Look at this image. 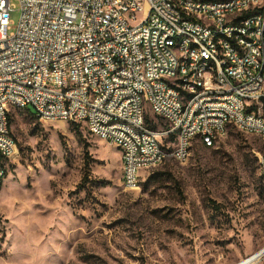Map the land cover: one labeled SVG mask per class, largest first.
<instances>
[{"label": "built area", "instance_id": "2783aa9c", "mask_svg": "<svg viewBox=\"0 0 264 264\" xmlns=\"http://www.w3.org/2000/svg\"><path fill=\"white\" fill-rule=\"evenodd\" d=\"M12 3L19 19L10 32ZM261 5L264 0H0V184L3 161L16 153L10 111L29 108L41 121L91 125L90 135L118 150L127 190L139 189L133 166L155 168L169 153L184 162L185 140L226 135V124L242 133L253 129L264 143V119L253 108L264 99ZM232 7L241 14L231 16ZM246 27H253V38L244 39ZM185 30L196 31V38L178 42ZM212 31H222L232 47L216 42ZM236 32H243L241 46H234ZM191 42H200L203 55L216 54L220 77L193 62ZM198 75L206 76V87H198ZM179 78L186 85L174 87ZM177 92H184L183 105H175ZM181 106H188L187 115H180ZM112 115L128 116L143 137L110 124ZM154 119L165 128H155Z\"/></svg>", "mask_w": 264, "mask_h": 264}, {"label": "rangeland", "instance_id": "374dc122", "mask_svg": "<svg viewBox=\"0 0 264 264\" xmlns=\"http://www.w3.org/2000/svg\"><path fill=\"white\" fill-rule=\"evenodd\" d=\"M253 105L264 119V101ZM31 114L10 111L16 153L3 161L0 264H236L264 247L256 135L228 127L211 147L195 140L186 161L141 170L139 189L127 190L113 145L83 124Z\"/></svg>", "mask_w": 264, "mask_h": 264}, {"label": "bare ground", "instance_id": "6f19581e", "mask_svg": "<svg viewBox=\"0 0 264 264\" xmlns=\"http://www.w3.org/2000/svg\"><path fill=\"white\" fill-rule=\"evenodd\" d=\"M232 0H222V5H230ZM241 14V7H232L231 16H238ZM259 17L264 18V5H261L259 10ZM198 20H206V13H198ZM190 38H196V31L194 30H185V32L178 33V42L189 41ZM212 38H215L216 42H224L225 47H232V40L225 39V34H222V31H212ZM253 38V27H246L244 31V39ZM241 40H243V32H236L234 36V46H241ZM174 50H182V43H174ZM190 50L193 51V62L198 65H209V75L212 77H220V68L216 65V54H205L201 53L200 42H191ZM59 57H68V50H59ZM174 70H181V63H174ZM223 72H230V65H223ZM186 85V78H179L174 80V87H181ZM198 87H206V76L198 75ZM184 103V92H177L175 94V105H183ZM188 114V106L180 107V115ZM110 124H120V126H128V133L133 137H143V130L140 127L129 126V117L128 116H119L112 115L110 117ZM88 132L91 133V125H84ZM184 126H191V119H184ZM228 127H233V124H226V131ZM239 130V128H236ZM244 133L256 135V132H253V129H244ZM224 134L223 131H214L213 134H208L207 139H200V143L204 147H211L217 139L222 137ZM192 140H185L183 158L186 161L189 157L190 148ZM258 164L260 167L261 176L264 177V154H258ZM176 162L182 163L181 157L178 153H169V156ZM161 164V163H160ZM154 167H146V169H151ZM140 166H133L134 174V184H137L139 188L140 184ZM1 185V184H0ZM264 255V247L257 250L247 258L241 260L236 264H251L259 257Z\"/></svg>", "mask_w": 264, "mask_h": 264}, {"label": "trees", "instance_id": "16d2710c", "mask_svg": "<svg viewBox=\"0 0 264 264\" xmlns=\"http://www.w3.org/2000/svg\"><path fill=\"white\" fill-rule=\"evenodd\" d=\"M262 101H264V99H262ZM29 113V112H28ZM31 115H33V114H31ZM10 123V122H9ZM4 176H5V173H4Z\"/></svg>", "mask_w": 264, "mask_h": 264}, {"label": "crops", "instance_id": "0c3cea01", "mask_svg": "<svg viewBox=\"0 0 264 264\" xmlns=\"http://www.w3.org/2000/svg\"><path fill=\"white\" fill-rule=\"evenodd\" d=\"M120 155V154H119ZM141 176V175H140Z\"/></svg>", "mask_w": 264, "mask_h": 264}]
</instances>
